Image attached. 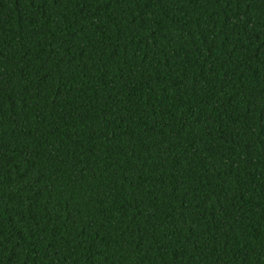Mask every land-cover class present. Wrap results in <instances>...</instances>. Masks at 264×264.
<instances>
[{
    "label": "trees",
    "instance_id": "16d2710c",
    "mask_svg": "<svg viewBox=\"0 0 264 264\" xmlns=\"http://www.w3.org/2000/svg\"><path fill=\"white\" fill-rule=\"evenodd\" d=\"M0 264H264V0H0Z\"/></svg>",
    "mask_w": 264,
    "mask_h": 264
}]
</instances>
